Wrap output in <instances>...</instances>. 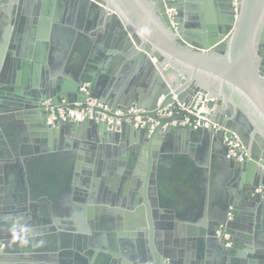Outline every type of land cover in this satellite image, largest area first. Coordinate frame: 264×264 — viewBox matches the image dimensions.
I'll return each instance as SVG.
<instances>
[{
  "label": "water",
  "instance_id": "water-1",
  "mask_svg": "<svg viewBox=\"0 0 264 264\" xmlns=\"http://www.w3.org/2000/svg\"><path fill=\"white\" fill-rule=\"evenodd\" d=\"M263 188L264 0H0V264H263Z\"/></svg>",
  "mask_w": 264,
  "mask_h": 264
},
{
  "label": "built area",
  "instance_id": "built-area-1",
  "mask_svg": "<svg viewBox=\"0 0 264 264\" xmlns=\"http://www.w3.org/2000/svg\"><path fill=\"white\" fill-rule=\"evenodd\" d=\"M173 14L174 12L171 11L170 12L171 18H173L174 16ZM173 100L176 101L175 98H173ZM162 101L163 99L159 100L158 102V110L156 113L158 118L169 117L173 113V111H176L177 114H179L182 111H185L187 115L197 117L199 121H203L206 127H208L211 123L208 118L202 116L203 115L210 116L216 108H220L218 100H214L213 107L208 108L207 103L209 101V98L203 95H199L195 99L190 109H187L183 105H180L178 103L176 106L169 104L166 108L160 109L159 107ZM45 110L47 112V122L51 126H54L55 123H57L58 121L69 120L73 122H83L87 119L96 117L98 120L106 122L109 125L118 127L120 126V121L119 120L115 121V118H122L125 116H133L135 125L137 127H143L147 123H151L153 127L157 125V122L147 118L145 111L141 109L130 108L127 111H124L122 109H117L115 111H112L107 106H103L94 100L87 103L85 107H83L80 104L74 107H71L67 104H63L60 107H54L53 105H51L50 102H46ZM172 124L187 126L189 125V120L186 118L182 122H173ZM197 126H198V122L195 123V127ZM214 129L215 131H217L219 127L215 125ZM228 145L230 147L237 148L239 151H242V146L236 137H234V142H228ZM259 191L264 193V188L260 189Z\"/></svg>",
  "mask_w": 264,
  "mask_h": 264
},
{
  "label": "crops",
  "instance_id": "crops-1",
  "mask_svg": "<svg viewBox=\"0 0 264 264\" xmlns=\"http://www.w3.org/2000/svg\"><path fill=\"white\" fill-rule=\"evenodd\" d=\"M152 80H154V79H152ZM163 80V79H162ZM149 81H151L150 79H149ZM163 82V81H162ZM152 90V85L150 84V83H148V81L146 80L145 82H144V84H143V93H144V95L145 94H148V92H150ZM176 196H180L179 194H176ZM160 209H156V213H160V211H159ZM263 222H264V209H263ZM257 217V214H255V218ZM230 218L231 219H233L234 218V216L232 215V216H230ZM256 220V219H255ZM257 221H255V223H256ZM258 223V222H257ZM263 229V228H262ZM264 230V229H263ZM263 233H264V231H263ZM257 243L259 244V247L261 246L262 248H259L258 246H257ZM243 245L244 246H251L252 247V249L253 250H255V249H258L259 250V256H258V261L259 262H263L264 261V240H250V241H245V242H243ZM264 264V263H263Z\"/></svg>",
  "mask_w": 264,
  "mask_h": 264
},
{
  "label": "flooded vegetation",
  "instance_id": "flooded-vegetation-1",
  "mask_svg": "<svg viewBox=\"0 0 264 264\" xmlns=\"http://www.w3.org/2000/svg\"><path fill=\"white\" fill-rule=\"evenodd\" d=\"M219 101V100H218ZM221 104V102L219 101V105ZM222 105H220V107H221Z\"/></svg>",
  "mask_w": 264,
  "mask_h": 264
},
{
  "label": "rangeland",
  "instance_id": "rangeland-1",
  "mask_svg": "<svg viewBox=\"0 0 264 264\" xmlns=\"http://www.w3.org/2000/svg\"><path fill=\"white\" fill-rule=\"evenodd\" d=\"M173 15H175V13Z\"/></svg>",
  "mask_w": 264,
  "mask_h": 264
}]
</instances>
